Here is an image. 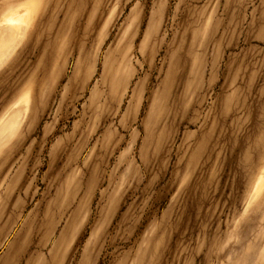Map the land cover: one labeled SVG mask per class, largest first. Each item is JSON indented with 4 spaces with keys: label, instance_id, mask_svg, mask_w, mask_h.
Returning a JSON list of instances; mask_svg holds the SVG:
<instances>
[{
    "label": "rangeland",
    "instance_id": "1",
    "mask_svg": "<svg viewBox=\"0 0 264 264\" xmlns=\"http://www.w3.org/2000/svg\"><path fill=\"white\" fill-rule=\"evenodd\" d=\"M0 264H264V0H0Z\"/></svg>",
    "mask_w": 264,
    "mask_h": 264
},
{
    "label": "crops",
    "instance_id": "2",
    "mask_svg": "<svg viewBox=\"0 0 264 264\" xmlns=\"http://www.w3.org/2000/svg\"><path fill=\"white\" fill-rule=\"evenodd\" d=\"M20 18V21L22 20V17L21 16H18V15H14V16H9L7 18L4 19V23L7 25V26H16L18 23H11L10 21L14 18Z\"/></svg>",
    "mask_w": 264,
    "mask_h": 264
},
{
    "label": "bare ground",
    "instance_id": "3",
    "mask_svg": "<svg viewBox=\"0 0 264 264\" xmlns=\"http://www.w3.org/2000/svg\"><path fill=\"white\" fill-rule=\"evenodd\" d=\"M28 8V7H27ZM23 10H25V9H23ZM29 12V11H28ZM26 13V12H25ZM28 14V13H27ZM31 14V13H30ZM20 16H21V14H19ZM31 16V15H30ZM9 17V16H8ZM3 22V21H2ZM11 23H19L20 22V18H14V19H12L11 21H10ZM24 31V30H23Z\"/></svg>",
    "mask_w": 264,
    "mask_h": 264
}]
</instances>
